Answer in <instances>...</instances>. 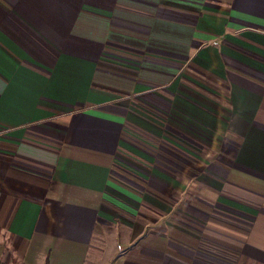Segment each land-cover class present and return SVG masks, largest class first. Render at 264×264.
Here are the masks:
<instances>
[{"label":"crops","instance_id":"1","mask_svg":"<svg viewBox=\"0 0 264 264\" xmlns=\"http://www.w3.org/2000/svg\"><path fill=\"white\" fill-rule=\"evenodd\" d=\"M0 264H264V0H0Z\"/></svg>","mask_w":264,"mask_h":264},{"label":"rangeland","instance_id":"2","mask_svg":"<svg viewBox=\"0 0 264 264\" xmlns=\"http://www.w3.org/2000/svg\"><path fill=\"white\" fill-rule=\"evenodd\" d=\"M220 237V235L219 234H216V238H217V245L219 246V247H223V243H224V241H223V238H219ZM217 246V247H218ZM227 249V248H226ZM219 251V252H218ZM217 251V255L218 256H221V255H223V251L222 250H218ZM227 256H229V257H231V258H235L234 256H235V254L234 253H231V254H233V255H231V254H227V252L225 253ZM231 255V256H230ZM236 255H238L237 253H236Z\"/></svg>","mask_w":264,"mask_h":264}]
</instances>
